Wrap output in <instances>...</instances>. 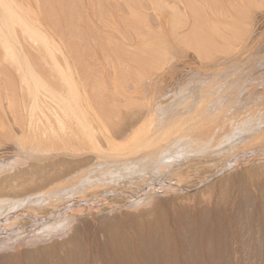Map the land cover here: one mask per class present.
Returning <instances> with one entry per match:
<instances>
[{
  "label": "rangeland",
  "instance_id": "374dc122",
  "mask_svg": "<svg viewBox=\"0 0 264 264\" xmlns=\"http://www.w3.org/2000/svg\"><path fill=\"white\" fill-rule=\"evenodd\" d=\"M156 1L155 0H14L15 4L17 5V8L15 10H19L20 8L21 11L25 10L24 13L27 14L29 17H31L29 18V20L32 21L29 22L33 23L34 21L35 23L41 24L44 27V30L46 29L45 33L46 34L48 33L47 36H49L51 40L52 38L55 39L54 44L56 43L58 47L63 49L64 53L67 55L69 61L71 62V65L73 66V70L77 73L78 78L82 79L81 81L82 90L83 91L85 90V93L88 92V94L86 93L85 96L87 95L86 98L88 97L87 99H90V101L88 100L89 103L92 102L94 104L92 107L96 109L97 113L99 112L98 115H100V117L105 120L108 133L118 138L119 142L121 141L123 142L125 140V139H121L123 135L128 134L130 130L134 128V126L137 127L136 124L139 122V120L142 121V119L146 117L155 118L158 116V114H156L158 111L155 110L154 107H152V104L154 102L156 103V100L157 101L160 100L161 103L164 101L166 102V100L170 98L172 93L176 94L180 90L179 87H181L182 89V86L183 88H188L189 86L190 87L196 86L197 91L195 94L199 96L200 95L199 88L200 87L202 88V86L198 84V82L199 83L203 82L205 78V80L206 79L209 80V82H207L209 85L210 83H212L210 82L211 76L207 78L206 76H204V73L205 75L208 72L211 73L212 70L206 69L205 66L209 65L208 63L211 64V60L213 61L214 57L221 58L227 56L232 57V55H238L239 57L242 58V60L240 62H238L239 59L236 61L240 65V67L239 66L237 67V70H239L240 68V70L243 71H249L251 69L250 67L252 66H253L252 69L254 68V66L255 68L259 67L260 66L259 61L264 60L263 58L264 57V49H263L264 48V43H263L264 42V36H263L264 35V18H263L264 0H253V1L252 0H177V1L159 0L158 2ZM128 11L130 12V14ZM17 12L19 13L20 11ZM247 14L249 17L247 16ZM250 17L253 18L251 19ZM231 18L234 19L232 20ZM240 22L242 23L241 25ZM239 26H241L242 28ZM19 27L20 26L17 24H15L14 26V31H15L14 33H16L15 37L18 38L16 39L19 41L18 42L19 45L21 44L20 46L22 47V49L24 48V53L28 57V60L31 62V64L34 66V70H36L35 72L39 73V75L43 79L48 81L50 86L55 88L58 87V89L64 90L63 89L64 82L62 80L63 79L62 75L57 70H55V68H53L54 67L53 61L57 60L60 65L64 64L62 55L58 52H55V54L50 56L49 54L46 53L41 43L35 41L33 42V40L28 38L26 34L22 33V30ZM247 28H251V30L249 31L247 30ZM241 29L244 31H241ZM245 30L246 33L249 34L250 36L252 35V37L248 38L249 35L245 33ZM231 31H235L236 34L240 32V35L238 34L239 37L237 35L238 39H236L237 37L234 39L236 35ZM257 33H259L258 34V36L260 35L259 37L256 35ZM224 34L227 36V39ZM241 34H244L245 37L247 36V39L251 40V44H253L254 47L255 45H258L259 47V49L255 51V54L251 55L252 57L250 56L248 59H246L247 58L246 56L248 55L246 54L241 55L242 52L244 53L245 50L244 44H246L247 42V39H244L245 37H243ZM241 37L243 39H241ZM180 39L183 41H181ZM230 40L232 44L230 43ZM234 40L237 41L234 42ZM241 40H245L244 41L245 43H243V41L241 42ZM228 42L229 44L233 45L231 46V48L230 46L228 48L229 44L228 45L226 44L227 45L226 47L225 43ZM1 43L2 42L0 40V100H1L0 119H2L4 122L10 121V119H13L11 112L16 109L14 113H16L19 116L20 120H23V122L25 123L29 118L30 109L29 112H27L26 114L24 106L25 108L30 107L29 102L31 98L29 95L28 88L32 86L33 78L31 76L30 71L29 73H24L23 71L18 69L17 63L11 56L6 54L4 46L3 44L1 45ZM241 43H243L242 44L243 46L241 45ZM217 44L218 47H216ZM241 47H243V49L237 51L239 48L241 49ZM238 52L240 54H237ZM245 53H247V51H245ZM168 59H170V62ZM249 59L251 62L249 61ZM171 61H172V66H171ZM252 63H254L255 65L254 64L252 65ZM109 64L111 65V67ZM152 68L155 70H153ZM53 71H57V73ZM149 71H151V73L152 72L155 73L151 74L150 76ZM162 73L164 74L162 75ZM194 80H195V85H194ZM225 80L223 79L222 81ZM222 81L220 82L222 83ZM152 83L154 84L153 86ZM208 84L206 86H208ZM205 85H203V87ZM154 87H156L155 88L156 91L158 90L156 95H155L156 91L153 90ZM224 87H225L224 90H226L229 87V85L227 86L226 84V86ZM258 87L260 88V86ZM151 93H153L154 95ZM49 96H50L49 93L44 90H39L37 92V97L40 101H44L45 103L47 100H49V103L51 102L55 104L53 101H50V98H48ZM8 101L11 103V108L13 109L12 111L8 106L9 103ZM2 108L4 110V114L2 112L3 111ZM36 111L35 113L37 115L38 112ZM3 115H5V117ZM17 115L16 117H14L16 118V120L18 119ZM5 118H7V120ZM20 120L18 122H20ZM23 122L22 124H24ZM33 125H31L32 128ZM39 127L41 128L42 126ZM55 127H57V125H55ZM39 130L36 128V130H31V131H33V133L35 134L36 133L35 131H37L38 133ZM40 134L41 133H39L38 135ZM15 138H13V136L8 132L0 133V161L2 162L3 160L4 164L13 165L15 163H10V162L11 161L13 162L15 160L17 161V158L15 157L21 158L18 160V163H16L15 165L9 166L10 168L9 167L8 168L10 170L9 169L5 170L7 172L9 171L16 172V170L19 171L20 167H18V165L20 164L22 165V163L23 164L25 163L26 166H30L29 169L31 167L34 168H39V166L42 168L45 167L44 171L47 170L50 171V169L52 170L55 164L59 166V163L62 162V160H65L69 164L74 163L73 160L74 158L69 159L67 157L62 156L61 154L51 157L53 154L41 150V148L43 149L45 147V146L42 147L44 145V142L42 144H39L38 146V144L35 141L32 140L28 141L29 139L23 141L20 139L18 140L16 138L17 141L20 142L23 141L20 144V142L15 141L16 140ZM242 141L237 142V144L235 143L237 146L236 145L229 146L227 144L226 145L222 144V146L219 148L217 146L213 149L214 151L212 150L213 153L212 151L208 152L207 154H204L205 156L196 155L197 153H191L194 154L193 156L191 155V157L180 158L179 161H177V163L179 162L178 164L176 165L174 164V167L168 168L169 170L164 172L165 175H167L169 171L167 176L168 178H166L164 173L163 174L161 173L159 175L155 174V176L151 174L153 176L152 177L148 175L147 172L146 173L137 172L135 173L136 175L138 173L140 174L136 178L126 181L123 179L113 183L105 179L102 183L96 182L92 188L94 199L88 200L87 204L94 206L95 199L97 198L98 199L97 203L99 205H104L105 203H107L110 205L111 209L109 211L105 209L106 210L105 211L104 208H102L101 212L98 211L97 213H93V214L87 212H84L79 215L77 214L75 215L76 220H74L73 221L74 223L72 222L71 224L72 226L70 225L68 228L65 229V231H63L64 230L63 229L62 231L58 232V230L56 229L59 235L58 233L57 234L55 233V235L51 234L49 236L50 238L48 236H46V238L44 237L37 238L36 235H38L39 233L42 234L40 230L37 231L40 228V226L31 227L29 225H26L28 229L27 228L25 229L24 228L25 226H23L24 229L22 228L21 230H19L20 232L18 230H13V231L11 230L12 232L6 231L3 226L2 228L0 226V228L3 230V231L0 230L1 231L0 264H28V263L34 264L36 263L34 262V260L39 262L38 260H36L38 259L36 257V255L38 256L37 251H39L40 249H44L43 248L44 246H47V248L50 247L49 249L51 248L56 249V247H58L57 246L58 244L64 241L67 242L69 238L71 239L72 237L74 236L76 237L77 235L79 237L76 238L74 237V238L77 239L79 243L83 242L80 243V250L84 251L82 252V254L84 253L83 257L85 260V264H116V263L118 264L120 263L118 260L121 258V256H124L125 259L129 258L131 264H144L145 261L140 258L142 257V254L140 253L141 248H142L141 250L142 253L149 252L147 254H143L144 255L143 258L146 257V255L148 254H150L149 255L150 257L152 252L154 253L157 249V252H155L154 254L156 256V254L159 253V256L162 257V260L159 258L158 259L159 262L162 264H172V263L173 264H187V263L188 264H202V263L223 264L224 262L225 264H232V263L233 264H263L264 263V243H263L264 242V238H263L264 237V216H263L264 188H260V187H264V184H262L264 183L263 181L264 180V148H261L264 147V144L260 147V145L256 146L254 145V143L251 142L252 144L249 145L245 143L246 144L245 147V144H243L244 145L243 146L242 143L247 142L248 138ZM55 145L54 147L52 146L50 147L51 152L55 154L60 153L61 151H67V153L70 152L69 149L67 148L64 149L65 147L64 145L59 144L62 146V148H60L61 146L58 145L55 146ZM251 145H254V147H252ZM257 147L258 148L260 147L261 150L260 148L258 150ZM45 148L47 149V146ZM53 148L56 149L52 150ZM256 149L258 150V152ZM30 155H32L33 157L40 156L39 158H41V160L39 161L35 159L26 160L27 158H29ZM43 155L48 156L49 159L44 158L42 160ZM11 156H13L15 160L13 157L11 158ZM183 159L188 161H183ZM8 160H10V162L6 163L8 162ZM159 164L162 165L161 169L163 170L166 166L169 165V162L168 161L166 163L159 162ZM14 166H17L18 169L17 167H15L16 170H14ZM24 166L23 165L21 166V170L26 167ZM222 166L225 167L227 166V168H225V170H222V168H224ZM12 167L14 171L11 170ZM27 169L25 168L24 171L22 170L23 172L20 171L21 172L20 175L11 173L14 174V176L19 175L20 177L19 176L14 177L10 173L7 174V172L4 173L2 172V174L0 173V176L2 175L1 180L7 177L8 182L6 181V183L10 185L12 182V184H14L13 188L10 189L11 186L9 187L7 185L6 187L4 183L5 187L3 186L4 189L2 190V192L0 191L1 192L0 197H6V193L9 192L10 190L12 191V193L15 191L22 192L19 190L20 187H18L21 183L26 184V186L28 185L36 186L37 183L43 182V179L40 178L42 176L40 175V172L32 171L33 168L32 170L29 169L27 170ZM217 170L219 171L215 173ZM135 171H125L124 176L128 177L131 173ZM5 173L6 175L4 176ZM207 173L208 174L215 173L216 175H214L212 179L210 180L208 179L204 181ZM188 174L191 175L190 177L188 176L189 178H191L194 175V177H192L189 181L187 177ZM7 175L8 176L10 175L9 177L10 179L13 176L14 179L9 180ZM155 177L156 180H154ZM157 177H158V181H157ZM163 178H165L166 180L165 179L162 180ZM223 181H225V183L226 182L230 183V184L226 183L228 186L227 188L226 186L223 187L224 185L222 186L223 188L219 185ZM148 186L150 188H148ZM160 186L162 187L163 191H165L164 193L162 192ZM181 186H184L185 188L180 189ZM219 187H221V190H219ZM141 189L143 192H139V190ZM222 190L225 191L224 192L225 195L222 194ZM173 191H175L176 193ZM131 194H133V196ZM149 194L151 198H146L149 196ZM219 194H222L224 196ZM234 197L237 198L235 199ZM161 204H163V206ZM145 209H147L146 210L147 212L145 211ZM157 209L159 210L157 211ZM103 210L105 211V213L103 212ZM125 210L136 214L141 212L144 213L145 211L146 213L145 215L148 218H157V219H159V217H162L163 214L162 217L163 221L159 219L160 222L163 223L162 227H161V223L158 225L159 227H161L159 231L155 229L148 230L149 228L145 227L146 229L144 228L143 231L140 232L139 229L130 230L131 228H128L127 226L124 227V233H125L124 237L125 239H127L128 248H129L128 250L130 253V254L127 253L126 256L124 254L119 255L116 252H114L110 248L111 244L109 243V241L105 239V237H103L102 234H100L101 233L100 230L99 232L97 230L101 228L102 225H104L105 223L104 220L107 217L106 214H108L110 211H111L110 213L112 214L118 212L127 215L125 213ZM205 212L206 215L204 216ZM243 212H245L244 215L246 214L245 217L243 215ZM5 213H7L6 207L0 209V218ZM104 214L106 216H104ZM129 217L131 218L132 216L128 215L124 218L125 222ZM78 218H81V220H77ZM84 218L85 219L87 218V222L89 225H87V222ZM107 218L109 220L106 219L105 220L106 223L107 221L111 222L110 220L112 218L109 217ZM239 218L242 219H240L239 221ZM82 220H84V222L86 223L82 222ZM100 220L103 221L101 222ZM122 220H120L121 221L120 223H125ZM184 220L185 221L188 220L189 222L186 221L185 223ZM100 222L102 225L100 224ZM76 228L79 230H77ZM259 228L261 229V231ZM200 229L203 231L201 232ZM146 230H148L149 232ZM43 232L45 234L46 232L49 233L48 230H45ZM163 232L165 236L162 234ZM133 233L135 234L138 233V234L135 235ZM149 233L150 236L152 234L151 236L152 238L150 237L149 240L151 241V243L142 241V238H144L143 236L146 237L148 236ZM154 233L159 234V235L157 234V239L155 238L157 240L156 243L154 239V236L156 237V234ZM40 234L38 235V237L40 236ZM141 234L144 235L142 236ZM182 235L185 236L182 237ZM137 236L139 237V239L137 238ZM220 236L223 238V241ZM243 236L245 237V239L248 240H245ZM80 237L82 239V240L80 239L81 241L79 240ZM164 239L166 241H164ZM239 239L240 241H238ZM141 242H143L142 243L143 246L145 245L144 247L142 246ZM152 242H154L155 245H153L154 243ZM157 242L158 245L160 246H157ZM149 243L151 244V246H155V248L157 246L158 248L154 249L152 247L153 248L152 249ZM216 243H219V245ZM53 244L55 245L57 244V245L55 246ZM39 246L40 247L43 246V247L40 248ZM163 246H165L166 248L165 247L163 248ZM188 247H190V250L188 249ZM37 248H39V250ZM246 248L249 249L247 250ZM60 249H61L60 251L59 250L56 251L57 252L56 255L64 256L62 252L66 250V247L63 246V248ZM240 249L242 250L240 251ZM136 251L139 254L136 253ZM250 252H252V254ZM105 254H107V256ZM221 254H223V256ZM57 256L54 255L52 257H49V260L53 259L55 261L58 259ZM153 256H151V259H154L155 256L154 257ZM159 256L157 254V257ZM112 257H114L116 261L112 259ZM193 258L195 260L197 259L196 262ZM108 259L112 263L109 262ZM152 262L155 263L154 260H152ZM39 263L40 264L42 263L41 260Z\"/></svg>",
  "mask_w": 264,
  "mask_h": 264
},
{
  "label": "bare ground",
  "instance_id": "6f19581e",
  "mask_svg": "<svg viewBox=\"0 0 264 264\" xmlns=\"http://www.w3.org/2000/svg\"><path fill=\"white\" fill-rule=\"evenodd\" d=\"M158 1H156V2H158ZM247 2H245V3H247ZM19 3H20V1H19ZM21 4H23V3H21ZM242 5H243V3H242ZM16 8H17V5L15 4L14 0H0V40L2 42L1 45L3 44V46H4L6 54L11 56L15 60V62L17 63L18 69L23 71L24 73H29V71L31 72V76L33 78L32 79V86H30L28 88L29 95L31 98V100H30L31 103L29 102V104H30L29 108H25V106H24L26 114H27V112H29V109H30L31 113L29 112V114H30L29 118L27 121L25 120L26 122L24 123L23 120H20L19 116L16 113H14V111L16 109L13 110L11 108V103L8 101L9 103L8 102L7 103H8L10 110L11 111L13 110L11 112L13 119H10V121H7V122H4L2 119H0V133L1 132H8L13 136V138L16 137L18 140L20 139V140L24 141V140L29 139L28 141H30V140L35 141L38 144V146H39V144H42L44 142V145L42 147L47 146V149L44 147L43 149L41 148V150L46 151V152H50L51 154H53L51 157H54L56 155L61 154L62 156L67 157L69 159L74 158L73 159L74 163L69 164L65 160H62V162L59 163V166H57L55 164L53 169L52 170L50 169V171H48L47 169H46L47 171H44L45 167L42 168L40 166H39L40 169L34 168V167H31L29 169L30 166H26L25 163L24 164L22 163L23 166L24 165L26 166V167L24 166L26 169H27V167L29 170H32V168H33L32 171L40 172V175H42L40 178L43 179V182L37 183V185L35 184L36 186H34V185L26 186V184L21 183L18 187H20L19 190L22 192L15 191L12 193V191L11 190L9 191V189H8L9 192L6 191L7 192L6 197H0V209L6 207V212H7V213H5L6 215L3 214V216L0 218V226H1V228L3 226L6 231H11V230L12 231L13 230L19 231L23 228V226H25L24 228L26 229L27 228L26 225H29L31 227H33V226L39 227L40 226V228L37 231L40 230V232H42V234L39 233L40 234L39 237H38L39 234L36 235L37 238H43V237L46 238V236L49 237L51 234L55 235V233L57 234L59 231H62L63 229H64L63 231H65V229L68 228L74 220H76L75 215H77V214L79 215V214H82L84 212L93 214V213H97L98 211L101 212L102 208H104V210L107 209L108 211L111 209L110 205L107 203H105L104 205H99L97 203L98 202L97 198L95 199V202H94L95 205L94 206L87 204L88 200L94 199L92 188L96 182L102 183L105 179L110 181V182H113V183H115L119 180H123V179L126 181V180L136 178L142 172H145V173L147 172L148 175H150V176H152L151 174H153L154 176H155V174L156 175H159L161 173L163 174L165 171L169 170L168 168L174 167V164L175 165L178 164L179 162L177 163V161H179L180 158H188V157H191V155L192 156L194 155L191 153H197L196 155L205 156L204 154L211 152L217 146H218V148L221 147L222 144L234 146L237 144V142L242 141L246 138H248V141L242 143V145L245 143H247V145L254 143V145H256V146L260 145V147H261L264 144V71H263L264 60L259 59L260 60L259 61L260 66L259 67L255 68V66H254V68L252 69V67H253L252 65L254 64V63H252V65H251L252 67H250L251 69L249 68L250 69L249 71H243V70H240V68H239V70H237V67L238 66L240 67V65L236 61L238 59H239L238 62H240L242 60V58L239 57L238 55H232V57L227 56V57H221V58H219V57L215 58L214 57V60L213 61L211 60V64L208 63L209 65L205 66L206 69H208V70L211 69L213 72L212 71H211V73L208 72V73H206V75L204 73V76H206L207 78H209L211 76L210 82H212V83H210V85H209L207 83V82H209V80H207V79L205 80V78H204L203 82H201V83L198 82V84H200L202 86V88L200 87L201 89L199 88V91H200L199 96L195 94L197 91L196 86H192V87L187 86L188 88H183V86H182V89H181V87H179V89H180L179 91L175 90V91H178L179 93L178 92L176 94L172 93V95H171L172 97L170 96V98H168V100H166V102L164 101L165 103L164 102L161 103L160 100H158V101L156 100V103L154 102L152 104V107H154V109L158 111L156 113V114H158V116L155 118L146 117V118L142 119V121L139 120V122L136 124L137 127L134 126V128L131 129L128 134L123 135L121 137V139H125V140L123 142L122 141L119 142L118 138H116L115 136H112L108 133V129L106 127L105 120L103 118H101L100 115H98L99 112L97 113V110L92 107L94 104L92 102L89 103L90 99H87L88 97L86 98L87 95L85 96V94L86 93L88 94V92L85 93V90L84 91L82 90V84H81L82 79L78 78L77 73L73 70V66L71 65V62L69 61L67 55L64 53L63 49L58 47V45L56 43H55L56 45L54 44L55 39L52 38V40H53L52 41L49 38V36H47L48 33L47 34L45 33L46 29L44 30V27L41 24L35 23L34 21H33V23L29 22L32 20H29V18H31V17H29L27 14L24 13L25 10L21 11V8L19 10H15ZM29 10H27V11H29ZM129 10H131V9H129ZM253 10H255V9H253ZM17 11H20L19 12L20 14ZM248 12H249V10H248ZM129 14H130V12H129ZM247 16H248V14H247ZM184 18H185V16H184ZM237 20H238V18H237ZM15 24L19 25L20 26L19 28H21L22 33L26 34L28 38L33 40V42L35 41V42L41 43L43 48L45 49L46 53L49 54L50 56L55 54V52H58L62 55L64 64L60 65L57 60L53 61V66H54L53 68H55V70H57L62 75V78H63L62 80L64 82V87H63L64 90L58 89V87L55 88V87L50 86L48 81L43 79L39 75V73L35 72L36 70H34V66L31 64V62L28 60V57L24 53V48L22 49V47L20 46L21 44L19 45V43H18L19 42L17 40L18 38L15 37V34H16V33H14L15 32L14 31ZM241 24L242 23L240 22V25ZM249 24H251V23H249ZM247 25H248V23H247ZM252 26H254V25H252ZM239 27H241V26H239ZM242 27H243V25H242ZM234 29H236V28H234ZM247 30L250 31L251 28H247ZM235 31H231L232 33H234L236 35V36L234 35L235 36L234 39L237 37L238 34L240 35V32H238L236 34ZM241 31H244V30L241 29ZM260 32H262V31H260ZM245 33H246V30H245ZM244 34H241V35L243 37H245ZM258 34L259 33H257L256 35L258 36ZM239 35H238V37H239ZM247 35H249V34H247ZM222 37H223V35H222ZM238 37L236 39H238ZM250 37H252V35L251 36L249 35L248 38H250ZM181 39H182V37H181ZM226 39H227V36H226ZM241 39H243V38L241 37ZM244 39H247V36ZM181 41H183V40H181ZM235 41H237V40H234V42ZM242 41H243V43H245L244 42L245 40H241V42ZM238 42H239V40H238ZM230 43H231V40H230ZM243 43H241V45ZM254 43H256V42H254ZM185 44H186V41H185ZM226 44L228 45L229 42L225 43V45ZM231 44L228 45V48H229V46H230V48H231V46H233ZM212 45H211V47H212ZM227 45H226V47H227ZM216 47H218V44ZM244 48H245L244 53L242 52L243 54L241 53V55H244V54L248 55V56H246L247 58L245 57L246 59H248L251 55H254L255 51L257 49H259L258 45H255V47H254V45L251 44V40H249V39H247L246 44H244ZM242 49H243V47H241V49L239 48L237 51L242 50ZM245 51H247L248 54L245 53ZM231 52H232V50H231ZM204 53H205V51H204ZM237 54H240V53L238 52ZM261 57H262V55H261ZM250 59H249V61H250ZM60 60H62V59H60ZM168 60L170 62V59H168ZM60 63H62V62H60ZM167 65H168V62H167ZM226 65H227V68H226ZM171 66H172V61H171ZM110 67H111V65H110ZM162 67H164V66H162ZM153 70H155V69H153ZM153 70H151V71H153ZM57 71H53V72L57 73ZM151 71H149L150 76H151V74L155 73V72L151 73ZM111 72H113V71H111ZM164 73H162V75ZM52 74H55V73H52ZM151 78H153V77H151ZM154 79H155V77H154ZM223 79L224 80L226 79V80L222 81ZM146 81H148V80H146ZM220 81H222V83ZM189 83H191V82H189ZM206 83L208 84V86H206L207 85ZM61 84H62V82H61ZM150 84H151V82H150ZM226 84H227V86L229 85V87L226 90H224V88H225L224 86H226ZM153 85L154 84L152 83V86ZM194 85H195V80H194ZM203 85H205V86L203 87ZM197 86H199V85H197ZM258 86H260V88ZM155 88L156 87H154L153 90H155ZM83 89H86V88H83ZM39 90H44V91L48 92L50 95L48 98H50V101H53L55 104H53L51 102L49 103V100H47V99H45V100H47L45 103H44V101H40L37 97V92ZM222 90H224V91H222ZM157 91L155 92V95H156ZM151 94H153V93H151ZM44 97H47V96H44ZM151 100H152V98H151ZM0 102H1V100H0ZM254 102H255V104H254ZM0 107H1V105H0ZM2 110H3V108H2ZM0 111H1V109H0ZM7 111H8V109H7ZM35 111L38 112V114H37L38 116L36 115ZM2 112L4 114V110ZM5 115H3V116L5 117ZM16 115H17L18 119L20 120V122H18L19 121L18 119L16 120V118H14V117H16ZM26 116H28V115H26ZM34 117H36V118H34ZM5 119L7 120V118H5ZM21 121L24 124H22ZM31 125H33V128L36 127L38 130L40 129L41 131L39 130L38 133H37V131H35L37 134L36 133L34 134L33 131H31V130H36V128L33 129L31 127ZM55 125H57L58 128L55 127ZM39 126H42V127L40 128ZM39 133H41V134L38 135ZM17 139L15 141L20 142V141H17ZM22 142H20V144ZM35 142H34V144H35ZM56 142H58V143H56ZM54 143L57 144L58 146L64 145L65 146L64 149L67 148V149H69L70 152L67 153V151H61L60 153H56V154L51 152L50 147L51 146L54 147V145H55ZM59 144H61V145H59ZM57 145H55V146H57ZM254 145H251V146L254 147ZM243 146H242V148H243ZM251 146H250V148H251ZM245 147H246V144H245ZM60 148H62V146ZM239 148H241V147H239ZM259 148H258V150H259ZM261 148H264V147H261ZM261 148H260V150H261ZM55 149L53 148L52 150H55ZM220 150H221V148H220ZM225 150H226V148H225ZM251 150H252V148H251ZM258 150H257V152H258ZM213 151H212V153H213ZM240 152H239V154H240ZM247 152H248V150H247ZM212 153H211V155H212ZM6 156H4V157H6ZM241 156H240V158H241ZM246 156H247V154H246ZM12 157L13 156H11V158ZM39 157L40 156H34L33 157L32 155H30L29 158H27L26 160H29V159L34 160L35 159V160L39 161V160H41V158H39ZM223 157H225V156H223ZM15 158H17V161L15 160ZM15 158H14L15 161L10 162V160H8V162H6V163L10 162V163L16 164V163H18V160L21 159L18 157H15ZM44 158H48V156L43 155L42 160ZM193 158H192V160H193ZM6 161H7V159H6ZM167 161L169 162V165L166 166L162 170L161 169L162 165H160L159 162L166 163ZM183 161H188V160L183 159ZM35 163H37V162H35ZM15 164H13V165H15ZM27 164H28V162H27ZM11 165L10 164L9 165L4 164L3 160H2V162L0 161V173L2 174V172L3 173L7 172L5 170L9 169L10 168L9 166H11ZM20 165H18V167H20L19 171L15 169V167H17V166H14V170H16V172L13 170V167H12L11 170H13L14 172L9 171V172H7V174L15 173V174L20 175V173L25 170V168H24V169H22L23 170L22 171L21 170L22 165L21 166ZM18 167H17V169H18ZM222 167H224V168H222V170H225V168H227V166L226 167L222 166ZM222 170H220V171H222ZM52 171H53V173H52ZM125 171H135V172L131 173L128 177H126V176H124ZM218 171L219 170H217L215 173H217ZM137 172H140V173H138L136 175L135 173H137ZM43 173H45V174H43ZM168 173H169V171H168ZM168 173H167V175H165V173H164L166 178H168L167 177ZM215 173H212V174L207 173L204 181H206L208 179L209 180L212 179V177L214 175H216ZM5 175H6V173L4 174V176ZM11 175L14 176V174H11ZM16 176L17 175H15L14 177H16ZM188 176L190 177L191 175L188 174L187 177ZM1 177H2V175L0 176V191L1 192L4 189L3 188L4 183H5L6 187L8 185L9 187L11 186L10 189L13 188L14 184H12V182L10 185L6 183V181L8 180L7 177H5V179H2V180H1ZM9 177H10V175L8 176V178ZM12 177H11V179L9 178V180H13L14 177L13 178ZM187 177H186V179H187ZM189 177H188V181L192 177H194V175L191 178H189ZM143 178H144V176H143ZM164 179L165 178H163L162 180H164ZM154 180H156V177ZM56 181H58V182H56ZM157 181H158V177H157ZM223 182H224V184H223ZM223 182L220 183L219 185L221 187L224 185L223 187L226 186V188H227L228 187L227 184L229 182H226L227 184L225 183V181H223ZM262 184H264V183H262ZM238 185H239V183H238ZM184 186H185V184H184ZM184 186H181L180 189L185 188ZM221 187H219V190H221ZM148 188H150V187L148 186ZM186 188H187V186H186ZM194 188H195V186H194ZM260 188H264V187H260ZM152 189H154V188H152ZM161 189H162V187H161ZM215 189H216V187H215ZM159 190H160V188H159ZM223 190H225V189H223ZM223 190H222V194H224V192H225ZM258 191H259V188H258ZM1 192H0V194H1ZM139 192H143L142 189L139 190ZM162 192L164 193L165 191H163V189H162ZM173 192H175V191H173ZM159 193H157V194H159ZM218 193H220V192H218ZM244 193H246V192H244ZM222 194H219V195H222ZM131 195L133 196V194H131ZM224 195H222V196H224ZM146 198H151L150 194ZM199 198H202V197H199ZM248 198H250V197H248ZM221 199H222V197H221ZM219 200H220V197H219ZM254 203H255V201H254ZM161 205L163 206V204H161ZM252 205H254V204H252ZM185 208H186V206H185ZM104 210H103V212L105 213L106 210L105 211ZM146 210L147 209H145V211ZM158 210L159 209H157V211ZM179 210H177V211H179ZM139 211H141V210H139ZM145 211H144V213L141 212V213L136 214V213H131V212L125 210V213L127 215H125L124 213H118V212H115L112 214V213H110L111 212L110 211L106 215H107V217L112 218L110 220L111 222L107 221V223H106L105 220L106 219L109 220L106 217V219L104 220L105 223L103 222L104 225H102L101 222L103 220H100L101 221L100 224L102 225V227L97 229V230H98V232L100 230V232H101L100 234H102L103 237H105V239H107L109 241V243L111 244V245L109 244L111 246L110 248L114 252H116L119 255L124 254L126 256L127 253H129V250H128L129 248H128L127 239H125V237H124L125 236L124 235L125 234L124 233V227L125 226H127L128 228H131L130 230H132V229L138 230L139 229L140 232L143 231V229L145 227L149 228L148 230L155 229L157 231H159V229L162 227L163 223H161L160 220L163 221L162 220L163 214H162V217H159V219H160L159 220L157 218H148L145 215L146 214ZM240 211H239V213H240ZM245 212H243V215ZM184 213H186V212H184ZM106 215L104 214V216H106ZM128 215L132 216V217L131 218L129 217L130 219L128 218L129 220L127 219V221L125 222L124 218ZM205 215H206V212H205L204 216ZM245 215H244V217H245ZM242 218H239V221ZM245 219H243V220H245ZM77 220H81V218H78ZM85 220L87 222V218ZM120 220L124 221L125 223H120L121 222ZM186 221H188V220H186ZM186 221H185V223H186ZM82 222H84V220H82ZM86 222H84V223H86ZM160 223H161V227L158 226ZM87 225H89L88 222H87ZM185 225H187V224H185ZM202 225H204V224H202ZM164 227H166V226H164ZM1 228H0V230H2ZM91 228H92V226H91ZM189 228H190V226H189ZM56 229L58 230V232L56 231ZM237 229H238V227H237ZM45 230H48L49 233L46 232V234H45L43 232ZM77 230H79V229H77ZM148 230H146V231H148ZM94 231H96V230H94ZM202 231L203 230H201V232ZM210 231H212V230H210ZM238 231H240V230H238ZM260 231H261V229H260ZM91 232H93V231H91ZM134 232H136V231H134ZM0 233H1V231H0ZM160 233H161V231H160ZM255 233H257V232H255ZM78 234H80V233H78ZM83 234H84V232H83ZM133 234H135V233H133ZM136 234H138V233H136ZM152 234H153V232H152ZM152 234H151V236H152ZM154 234H156V233H154ZM157 234H156V237L154 236V239L155 238L157 239ZM162 234L164 235V232ZM58 235H59V233H58ZM221 235H223V234H221ZM151 236H150V233L146 237L143 236L144 238H142V241L151 243V241H149ZM183 236H185V235H182V237ZM74 237H72L71 239L67 238L68 239L67 242L61 241L63 243V244L60 243L61 245L57 243L58 245L57 244L56 245L59 248L56 247V249L55 248L49 249L50 247L47 248V246H44V247L42 246L44 249H40V250H39V248H37L39 251H37L38 256L36 255V257L38 259H36V260H38L39 262L41 260V262H42L41 264H85V260L83 257L84 253L82 254V252H84V251L80 250V243H83V242L79 243V241L77 239H75L76 237H79L78 235L75 238ZM141 237H140V239H141ZM250 237H251V235H250ZM137 238L139 239L138 236H137ZM160 238H162V237H160ZM243 238L245 239L244 236H243ZM263 238H262V240H263ZM80 239H81V237L79 238V240ZM156 239H155V243L157 241ZM188 239H189V237H188ZM221 239L223 241L222 237H221ZM240 239L238 241H240ZM244 239H243V241H244ZM107 240H105V241H107ZM245 240H248V239H245ZM86 241H87V239H86ZM164 241H166V240L164 239ZM142 243L143 242H141V244ZM152 243H154V242H152ZM155 243L153 245H155ZM216 244L219 245V243H216ZM53 245H55V244H53ZM68 245H70V246H68ZM104 245H105V243H104ZM63 246L66 247V250L64 252H62L64 254V256H62V255L57 256L56 251H58V250L60 251L61 250L60 248H63ZM142 246H143V244H142ZM157 246H160V245H158V242H157ZM157 246H156V248H158ZM42 247H40V248H42ZM150 247L151 248L153 247L154 249H156L155 246H151V244H150ZM164 247L165 246H163V248ZM220 248H221V246H220ZM256 248H257V246H256ZM183 249H186V248H183ZM188 249L190 250V247H188ZM82 250H85V249H82ZM141 250H142V248H141ZM141 250H140V253L142 254V257H140V258L143 259L145 261V263H147V264H162L159 262V259L162 260V257L159 256V253H157L159 257H157V254H156V256L154 254L155 252H157V249L154 253L152 252V254H151V256H153V254H154V256H155V257L153 256L154 259H151V256L149 257L150 254L146 255V257L143 258V256H144L143 254H147L149 252L142 253ZM197 250H198V247H197ZM197 250H196V252H197ZM241 250L242 249H240V251ZM209 252H211V251H209ZM136 253H138V252L136 251ZM250 253L252 254V252H250ZM54 255L57 256L58 259L55 261L53 259L49 260V257H52ZM105 255L107 256V254H105ZM221 255L223 256V254H221ZM115 256H117V255H115ZM175 257H177V256H175ZM53 258H56V257H53ZM110 258H111V256H110ZM249 258H250V256H249ZM112 259H114V257H112ZM120 259L118 260L120 262L118 264H131L129 258H128L129 259L128 260V259H125L124 256H121ZM203 259H204V257H203ZM219 259H221V258H219ZM152 260H154L155 263H153ZM196 260H195V262H196ZM243 260H244V258H243ZM247 260H248V258H247ZM108 261H109V259H108ZM184 261H185V259H184ZM34 262H36L34 264H40L39 262H37L35 260H34ZM109 262H111V261H109ZM203 262H204V260H203ZM219 262H221V261H219ZM175 263H177V262H175ZM223 264H225V262Z\"/></svg>",
  "mask_w": 264,
  "mask_h": 264
}]
</instances>
